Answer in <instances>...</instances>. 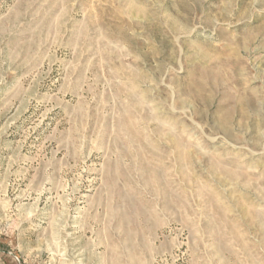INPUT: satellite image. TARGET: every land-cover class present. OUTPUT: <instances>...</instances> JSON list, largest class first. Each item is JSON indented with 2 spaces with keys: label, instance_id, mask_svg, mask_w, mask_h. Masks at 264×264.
Returning a JSON list of instances; mask_svg holds the SVG:
<instances>
[{
  "label": "rangeland",
  "instance_id": "1",
  "mask_svg": "<svg viewBox=\"0 0 264 264\" xmlns=\"http://www.w3.org/2000/svg\"><path fill=\"white\" fill-rule=\"evenodd\" d=\"M0 264H264V0H0Z\"/></svg>",
  "mask_w": 264,
  "mask_h": 264
}]
</instances>
